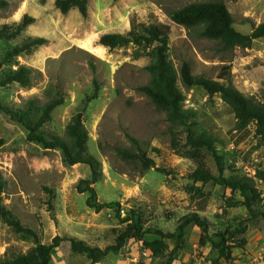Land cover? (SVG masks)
<instances>
[{"label":"rangeland","instance_id":"1","mask_svg":"<svg viewBox=\"0 0 264 264\" xmlns=\"http://www.w3.org/2000/svg\"><path fill=\"white\" fill-rule=\"evenodd\" d=\"M6 1L9 6L0 9V32L4 26L14 29L26 15L35 22L13 39L0 38V61L7 51L31 39L47 42L0 68V81L20 66L34 70L31 87L16 83L0 87V102L24 111L32 101L31 116H35L51 101L63 98L44 131L64 139L72 118L82 112L88 153L103 167L102 180L95 185L97 202L119 204L101 212L90 208L89 193L83 192L85 184H81L91 176L89 166H69L60 150L29 142L27 130L0 110L3 201L23 226L45 245L56 236L74 237L106 250L118 243L130 218L138 217L144 229L174 233L182 218L197 214L209 222L208 231L190 225L179 247L166 240L165 251L154 254L133 239L121 251H109L97 264H261L264 217L249 221L248 208L238 204L245 201L240 192L192 178L200 162L218 176L214 155L189 146L187 127L171 120L138 90L151 81L146 68L155 61L152 47L110 50L98 42L105 34L128 33L132 18L139 23L157 22L169 39L168 59L186 98L183 108L197 113L194 134L210 133L228 165L253 177L256 170L264 169V140L255 126L237 129L235 113L222 96L209 95L200 87L186 88L181 68L188 63L194 76L231 83L246 97L264 103V38L251 48L225 50L198 30L174 23L168 12L192 3L223 2L236 30L250 34L254 26L264 23V0H89L86 18L77 9L63 14L56 8L57 0ZM225 66L231 67L228 80L220 79ZM141 156L154 165L146 169L134 159ZM257 186L261 197L251 206L264 213V183L257 181ZM222 235L234 246L230 261L220 259L219 248L211 242ZM36 247L35 238L22 237L0 219V262L32 253ZM52 264L92 261L73 253L71 243L64 241L54 251Z\"/></svg>","mask_w":264,"mask_h":264},{"label":"trees","instance_id":"2","mask_svg":"<svg viewBox=\"0 0 264 264\" xmlns=\"http://www.w3.org/2000/svg\"><path fill=\"white\" fill-rule=\"evenodd\" d=\"M55 5L63 14L69 13L72 9H77L84 18L88 17L89 0H57ZM8 6L9 3L6 0H0V9H6ZM168 16L174 23L188 30H198L203 38L216 41L221 44L223 49L229 51L235 48H251L255 41L264 38V23L254 26L250 34H243L237 31L234 27V18L223 2L192 3L179 10L168 12ZM34 22V18L26 15L14 29L4 26L0 32V38L13 39L26 26ZM46 42L45 38L38 37L27 41L21 46H15L5 53L4 58L0 61V68L6 63H10L12 59L21 56L24 52L34 47L42 46ZM98 45L110 50L130 45L152 47L151 55L155 61L146 68L151 75V81L148 85L138 88V90L148 97L160 110L165 111L171 120L178 121L183 126H186L188 129V145L195 148L196 151L207 149L214 155L218 165L219 174L216 176L203 166V162H200V168L192 175V178L196 182H214L231 189L233 192H240L245 201L238 202V204L248 208L249 221L264 217V213L254 210L251 206L253 201L261 197L257 181L264 183V169L256 170L253 177L245 175L228 165L225 158L217 150L215 141L210 133L204 132L199 136L194 134L193 129L198 126L197 113L195 110L183 108L186 98L184 93L178 88V75L168 59L169 39L160 32L157 22L139 23L137 19L132 18L131 28L128 33L125 35L105 34L99 39ZM33 73L34 70L32 68L20 66L16 70H12L0 81V87L16 83L24 88H29L32 85ZM230 76L231 67L225 66L224 75L220 79L228 80ZM181 81L186 88L200 87L209 95L220 94L223 101L235 113L237 129L245 130L249 126L254 125L257 134L264 140V103H259L246 97L231 83L224 84L205 76H194L188 63L182 65ZM89 101L88 99L87 102ZM63 103V98H57L43 107L41 112L35 116H31L35 104L32 101L24 111L10 108L0 102V110L27 130L29 142L40 145L46 150H60L63 154L64 162L69 166L77 164L89 166L91 176L88 180L82 181L81 184H85L83 192L89 193L87 205L90 208L101 212L105 208L118 207L119 204L116 203L100 204L97 202L95 185L102 180L103 167L97 158L88 153L89 134L83 121L82 112L76 114L68 125L67 139L47 134L44 131V127L51 120L53 112ZM131 140L136 143L133 138ZM130 156L133 157L131 154ZM134 159H139L146 169L154 165L152 160L144 156ZM227 171L229 172L228 175H226ZM5 189L6 181L0 172V219L12 227L15 232L22 235V237L35 238L37 247L32 253L1 261L0 264H52L54 251L64 241L71 243L73 253L86 255L92 261V264L100 262L109 251H121L125 244L133 239L143 242L145 247L154 254H159L165 251L166 240L176 242L179 247L184 239L185 231L190 225H196L203 232H207L209 228V222L197 214L187 215L182 218L174 233L158 229H144L138 217H136L127 220L129 224L126 231L120 236L118 243L106 250L92 247L74 237L56 236L50 245H45L39 240L37 234L32 229L23 226L20 220L4 204L3 194ZM245 229L246 227H244ZM147 235L158 236L160 239L146 241ZM211 242L219 248L220 259L226 261L232 259L231 253L234 246L228 244L229 239L225 235L220 236L218 242L212 240ZM167 264H171V261Z\"/></svg>","mask_w":264,"mask_h":264},{"label":"built area","instance_id":"3","mask_svg":"<svg viewBox=\"0 0 264 264\" xmlns=\"http://www.w3.org/2000/svg\"><path fill=\"white\" fill-rule=\"evenodd\" d=\"M261 264H264V258H262Z\"/></svg>","mask_w":264,"mask_h":264}]
</instances>
